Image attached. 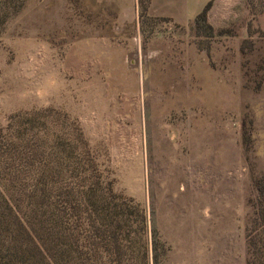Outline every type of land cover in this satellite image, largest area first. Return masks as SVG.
I'll return each instance as SVG.
<instances>
[{"label":"rangeland","instance_id":"374dc122","mask_svg":"<svg viewBox=\"0 0 264 264\" xmlns=\"http://www.w3.org/2000/svg\"><path fill=\"white\" fill-rule=\"evenodd\" d=\"M152 1L0 0V213L3 201L38 210L27 221L43 222L50 264L66 262L75 200L85 240L88 203L115 199L138 207L125 264H152L154 233L158 264H246L264 176V12L213 0L210 32ZM18 261L0 230V264Z\"/></svg>","mask_w":264,"mask_h":264},{"label":"trees","instance_id":"16d2710c","mask_svg":"<svg viewBox=\"0 0 264 264\" xmlns=\"http://www.w3.org/2000/svg\"><path fill=\"white\" fill-rule=\"evenodd\" d=\"M245 5L248 13L255 17L264 12V0H245ZM211 7V2L206 4L203 10L197 15L193 21L194 27L198 29L201 27L207 28L210 32L212 27L207 23V13ZM249 44L247 40L244 41V46L241 48L242 54H245V45ZM260 70H264V61L260 64ZM261 87V82L257 84L256 88ZM253 187L256 193L255 201L252 206L254 209L253 221L251 230H248L246 236V264H264V176L254 180ZM115 197V196H114ZM84 201V200H83ZM75 204L70 206L68 215L69 219L65 228V255L66 262L63 264H106L103 259L108 258V264H125L123 258V244L127 240V219L128 212L133 215L136 208L129 203H133L129 199V203L124 200L115 199V201H104L101 207L97 210V204L89 202L90 210L95 215L88 216L91 218L88 236L83 240L80 234L83 235L81 224V202L75 200ZM4 206V213H0V230L5 236L10 251L19 259L18 264H38L47 261V254L41 250L40 246H45L38 233L45 236V228L43 222L33 221L32 225L28 223L27 218L38 212L34 207H27L26 211L30 214L23 213L24 211L19 206H13L5 201L2 202ZM95 208V209H94ZM96 210V212H95ZM100 211V212H98ZM142 211V210H141ZM6 217H2L5 216ZM99 213V214H98ZM30 216V217H29ZM95 219V220H94ZM94 220V221H93ZM81 226V227H80ZM152 264H158V242L155 238V233L152 235ZM84 245L87 246L88 252L84 253ZM68 246V247H67ZM28 262L22 261L21 256L26 257Z\"/></svg>","mask_w":264,"mask_h":264},{"label":"crops","instance_id":"0c3cea01","mask_svg":"<svg viewBox=\"0 0 264 264\" xmlns=\"http://www.w3.org/2000/svg\"><path fill=\"white\" fill-rule=\"evenodd\" d=\"M213 0H153L150 11L171 18L179 28H187L209 2ZM232 2V0H227ZM208 17V14H207Z\"/></svg>","mask_w":264,"mask_h":264}]
</instances>
